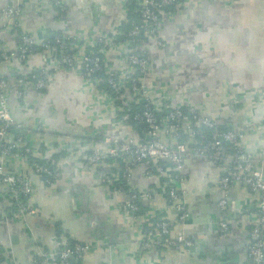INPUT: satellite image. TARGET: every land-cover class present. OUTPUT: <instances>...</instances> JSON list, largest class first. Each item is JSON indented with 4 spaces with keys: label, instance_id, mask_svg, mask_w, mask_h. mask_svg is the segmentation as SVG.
<instances>
[{
    "label": "crops",
    "instance_id": "obj_1",
    "mask_svg": "<svg viewBox=\"0 0 264 264\" xmlns=\"http://www.w3.org/2000/svg\"><path fill=\"white\" fill-rule=\"evenodd\" d=\"M54 1L0 0V50L16 49L25 33L39 46L24 59L14 55L0 62L2 75L14 85L9 91L10 113L32 141L28 156L53 160L60 170L59 177L47 183L33 171L28 157L5 160L8 171L30 180L36 213L16 216L0 189V264H41L42 251L57 252L71 241L92 245L81 264H253L247 246L257 221V193L236 183L221 209V162L183 158L181 197L189 215L182 224L167 195L166 176L148 174V165L137 161L129 163V174L121 179V162L92 166L79 154L78 147L85 143L105 147L108 137L140 139L145 132L141 135L120 121L116 100L85 78L77 65L54 67L59 53L42 42L77 39L81 53L86 43L127 19L130 0H60L61 6ZM8 6L20 9L16 19L6 17ZM159 25L162 45L147 37L138 46L151 62L148 80L155 107L194 105L221 122L229 120L231 128L259 123L241 142L264 169V106L247 107L241 99L249 89L263 94L264 0H179L173 10L164 11ZM106 56L112 71L124 70L126 58L120 49L111 48ZM42 70L49 74L45 87L38 88L34 80L18 84L19 78ZM123 99L133 102L134 95L126 89ZM234 101L243 102V108L235 107ZM39 125L44 129L38 130ZM16 132L10 131L6 139ZM99 170L113 173L122 187L124 183L152 197H142L135 216L124 211L125 193L117 183L102 179ZM157 218L169 219L171 235L183 230L191 244L140 251L144 225ZM222 220L228 224L225 231Z\"/></svg>",
    "mask_w": 264,
    "mask_h": 264
},
{
    "label": "built area",
    "instance_id": "obj_2",
    "mask_svg": "<svg viewBox=\"0 0 264 264\" xmlns=\"http://www.w3.org/2000/svg\"><path fill=\"white\" fill-rule=\"evenodd\" d=\"M176 0H137L139 5L140 22L133 24L131 30L124 39L117 40L122 34L118 28L110 33L100 35L93 42L86 43L83 52L78 53L77 47L81 45L77 39L65 40L56 37L54 43L48 40L42 42V46L59 52L55 63L56 68L64 65H77L85 78L101 83L97 71L106 74V80L111 84L115 100H121L118 111L125 109L118 115L120 121L128 123L130 118L143 122L146 126L145 133L140 139L106 138V146H91L85 143L78 147L79 154L88 165H97L107 162L120 164L119 177L126 179L129 174L130 162L142 161L147 166V173L159 177L166 176L167 195L176 210V221L184 224L189 213L188 208L181 197L183 192V178L181 175L182 160L185 156H196L213 162H221L224 167L219 185L222 197L218 201L219 207L224 208L227 201V193L232 185L243 184L252 192L257 193L255 204L256 223L249 231L248 252L253 264H264V169L257 165L254 155L248 152L242 145V139L246 133L244 126L218 129V119L212 114L202 112L194 105L173 107L165 105L156 108L150 94L148 75L151 71V62L143 50L131 48V42L144 33L149 38H154L157 45H162L158 36L160 31L159 16L164 13V7L174 4ZM60 5V0H55ZM20 9L16 6H8L5 9L7 18L16 19ZM36 41L30 34H23L20 44L13 50H0V62L17 55L21 59L36 51ZM111 48L120 49V53L126 58L123 71H112L106 53ZM46 70L31 75L30 78H19L18 84L22 85L28 80H34L38 88L45 87L47 77ZM14 86L0 71V189L9 198L13 213L23 218L26 215L36 213V207L30 201L32 184L30 180L19 172L8 171L5 160L10 156L27 157L33 152L31 139L22 133V125L11 115L8 100L10 88ZM128 89L134 95L133 102L125 101L123 93ZM17 93L19 91L17 90ZM132 103L142 106L140 112L130 113ZM165 112L163 115H161ZM207 127L211 131L206 141H196V134L202 135V128ZM259 127V126H257ZM38 130L44 129L41 125ZM16 130L13 139L7 140L8 133ZM48 160V159H47ZM33 171L42 175L47 183L53 182L60 175L58 165L49 160L45 164L32 163ZM98 175L107 183L115 182L113 173L98 171ZM119 179L115 183H118ZM120 185V184H118ZM119 191L126 195L121 202L124 211L134 216L140 210L142 197H152L150 192L141 193L137 189L123 184L118 186ZM172 222L167 218H157L144 225L139 248L142 252L159 251L167 247L189 246L191 241L183 230L171 235ZM223 231L228 229L227 221H220ZM92 249L89 242L75 241L64 243L59 251H42L41 264H81L79 260ZM75 258V262L71 260Z\"/></svg>",
    "mask_w": 264,
    "mask_h": 264
},
{
    "label": "trees",
    "instance_id": "obj_3",
    "mask_svg": "<svg viewBox=\"0 0 264 264\" xmlns=\"http://www.w3.org/2000/svg\"><path fill=\"white\" fill-rule=\"evenodd\" d=\"M179 0H176L174 4L168 5L164 7V11H170L173 10V8L175 7L176 2H178ZM130 3L128 4V16L127 19L122 21L121 24L118 26V29L122 31V34L119 35L120 37L117 40H121L124 39L128 32L131 30L133 24L140 22V13H139V5L137 3V0H130ZM161 18V15L159 16V19ZM147 36L144 35V33H140L139 35H137V37L134 39L133 42H131L130 47L134 48V49H138V50H142V48L140 49L138 46L141 45L140 42L143 40H146ZM50 43H54L53 38L48 40ZM39 48V46H36V50ZM60 52V51H59ZM58 52V53H59ZM97 76H100L101 78V83H100V88H102L103 90H106L108 93H110L111 95H113L114 93H112V87L111 84H109L106 80V74H104L103 71H97L96 72ZM116 103L118 105H121V100L117 99ZM126 109V108H125ZM123 109L122 111H118V115H121V113L125 110ZM142 109V106L139 103H132L130 109V113H134V112H140ZM165 112H163L161 115H163ZM218 121V129L219 130H225V129H229L231 128V124L229 125V120L228 121ZM128 124H130L132 126V128H134L135 130H137L138 132H140V134L142 135L143 132L145 131V124L143 122H138L136 120H133L132 117L130 118V120L128 121ZM211 131L209 128L207 127H203L202 128V135H199L198 133L196 134L195 138L196 141H206L210 135H211ZM28 159L32 160V162H38L41 164H45L47 161L46 159H37V158H33L32 156H27ZM117 184H122L121 181L119 180V182ZM124 184V183H123ZM74 241H71L69 243H73Z\"/></svg>",
    "mask_w": 264,
    "mask_h": 264
},
{
    "label": "rangeland",
    "instance_id": "obj_4",
    "mask_svg": "<svg viewBox=\"0 0 264 264\" xmlns=\"http://www.w3.org/2000/svg\"><path fill=\"white\" fill-rule=\"evenodd\" d=\"M245 93H246L245 95L241 94V99H243V101H246V106L247 107L250 104L254 105L255 107H259V105H261V106L263 105L264 106V89L262 91L263 94H261L259 92H256V90H254V89L246 90ZM235 96H234V99H235ZM242 103L243 102H240V101H234V106L235 107H239L240 109H242L243 108L242 105H241ZM258 124L259 123L253 124V125L254 126H258ZM253 125H251V123L248 122L247 124L244 125V128L247 131Z\"/></svg>",
    "mask_w": 264,
    "mask_h": 264
},
{
    "label": "water",
    "instance_id": "obj_5",
    "mask_svg": "<svg viewBox=\"0 0 264 264\" xmlns=\"http://www.w3.org/2000/svg\"><path fill=\"white\" fill-rule=\"evenodd\" d=\"M59 249H60V247H58L57 251H59ZM71 260L74 262L76 261L75 258H73V257H71Z\"/></svg>",
    "mask_w": 264,
    "mask_h": 264
}]
</instances>
